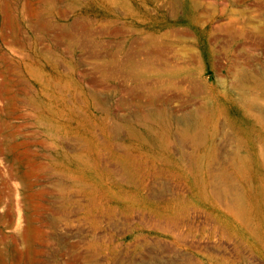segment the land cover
I'll return each instance as SVG.
<instances>
[{"label":"rangeland","instance_id":"rangeland-1","mask_svg":"<svg viewBox=\"0 0 264 264\" xmlns=\"http://www.w3.org/2000/svg\"><path fill=\"white\" fill-rule=\"evenodd\" d=\"M0 264H264V0H0Z\"/></svg>","mask_w":264,"mask_h":264}]
</instances>
